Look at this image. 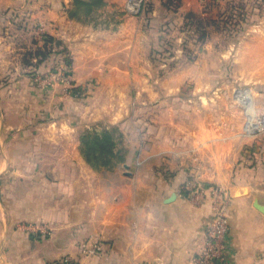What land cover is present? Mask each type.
I'll return each mask as SVG.
<instances>
[{"label": "crops", "instance_id": "1", "mask_svg": "<svg viewBox=\"0 0 264 264\" xmlns=\"http://www.w3.org/2000/svg\"><path fill=\"white\" fill-rule=\"evenodd\" d=\"M119 3L104 0L93 22L70 16L72 0H0V264H58L66 253L75 264H198L213 208L186 194L194 184L229 191L228 264H264V129L247 131L238 113L216 124L176 95L196 59L152 78L149 25L115 20ZM199 9L179 0V13ZM38 26L54 38L45 61L65 65L83 95L31 77L43 61L22 57L42 42ZM103 129L114 155L93 165L80 136ZM88 237L98 252H80Z\"/></svg>", "mask_w": 264, "mask_h": 264}, {"label": "rangeland", "instance_id": "2", "mask_svg": "<svg viewBox=\"0 0 264 264\" xmlns=\"http://www.w3.org/2000/svg\"><path fill=\"white\" fill-rule=\"evenodd\" d=\"M160 1L159 10L154 11L153 1L147 0L134 15L149 25L148 54L159 72L152 78L163 77L196 59L199 69L193 78L181 84L178 97L196 100L200 113L209 114L219 125L223 119L230 118L232 121L227 125L233 124L237 113L245 117V122L254 114V119L259 117L264 111V0H199V10L183 13L176 7L178 0ZM124 2L120 0L113 10L117 15L113 17L115 20H120L122 15L132 16L124 10ZM103 5L91 10L79 7L80 19L93 22L102 19ZM35 32L37 40L45 38L41 26ZM179 50L180 57L175 55ZM44 52L47 53V48ZM42 61L43 68L31 73L33 80L39 78L37 83L46 84L54 79L63 89L58 75L68 73L65 65L56 60ZM247 128L252 125L248 123Z\"/></svg>", "mask_w": 264, "mask_h": 264}, {"label": "built area", "instance_id": "3", "mask_svg": "<svg viewBox=\"0 0 264 264\" xmlns=\"http://www.w3.org/2000/svg\"><path fill=\"white\" fill-rule=\"evenodd\" d=\"M147 0H125L123 8L131 14H138ZM67 74V75H66ZM58 79L64 84V91H70L75 86L69 73L58 75ZM36 81L40 82L39 78ZM246 108V106H245ZM256 119L249 116L246 119V130L252 131L253 126L257 130L264 129V111L258 115ZM250 123L252 128L248 129L247 125ZM186 194L196 201H200L205 195L211 198L213 215L209 220L204 231V242L200 252L194 257L198 264H228L227 242L229 236V222H228V205L230 200L229 191L227 188L216 184H194L193 186H184ZM42 234H50V228L42 225L40 227ZM77 246L83 254H94L101 249V242L93 238H84L78 242ZM58 264H75L72 254L66 253L60 256Z\"/></svg>", "mask_w": 264, "mask_h": 264}, {"label": "trees", "instance_id": "4", "mask_svg": "<svg viewBox=\"0 0 264 264\" xmlns=\"http://www.w3.org/2000/svg\"><path fill=\"white\" fill-rule=\"evenodd\" d=\"M171 1V0H168ZM104 4V0H72V6L69 8L68 13L70 16L80 19L79 16V7H86L87 10H91L93 8H97ZM163 4V2H162ZM168 4V2H164V5ZM176 7H179V0L176 4ZM192 12V11H189ZM54 38L49 35H45V38L42 40L40 44L33 50L25 51L23 55V60L30 63L28 60V56L35 55L37 61H42L51 49V44L53 43ZM47 48V53L44 50ZM60 51L63 54L64 64L68 65L70 63V57L65 47L60 48ZM39 57H38V56ZM36 70H31V73ZM82 89L80 87L74 86L72 89L71 95H79L82 93ZM113 130V128H112ZM111 129H103L101 131L95 130H85L82 132L80 136V148L86 159L91 164H108L111 162V157L114 155V146L115 141L113 139V133Z\"/></svg>", "mask_w": 264, "mask_h": 264}]
</instances>
